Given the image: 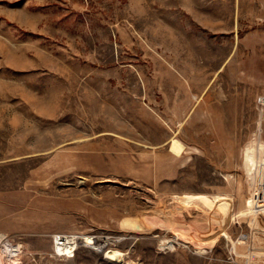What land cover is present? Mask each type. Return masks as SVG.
<instances>
[{"label": "rangeland", "instance_id": "374dc122", "mask_svg": "<svg viewBox=\"0 0 264 264\" xmlns=\"http://www.w3.org/2000/svg\"><path fill=\"white\" fill-rule=\"evenodd\" d=\"M263 94L264 0H0V233L22 264H264Z\"/></svg>", "mask_w": 264, "mask_h": 264}, {"label": "built area", "instance_id": "2783aa9c", "mask_svg": "<svg viewBox=\"0 0 264 264\" xmlns=\"http://www.w3.org/2000/svg\"><path fill=\"white\" fill-rule=\"evenodd\" d=\"M264 94L260 96L259 102L263 101ZM71 237L78 238L79 236H69L66 234H57L54 236V244L56 253L59 256L72 257L76 251L84 246L82 243L75 244ZM94 238L92 242L94 243ZM96 244H90L85 246H95ZM100 245V244H97ZM23 246L21 243L15 241L10 235L6 233H0V264H22Z\"/></svg>", "mask_w": 264, "mask_h": 264}, {"label": "bare ground", "instance_id": "6f19581e", "mask_svg": "<svg viewBox=\"0 0 264 264\" xmlns=\"http://www.w3.org/2000/svg\"><path fill=\"white\" fill-rule=\"evenodd\" d=\"M183 149V144L178 140V139H173L172 140V144H171V150L175 151L176 153H180L181 150ZM71 240L75 243V244H79L81 242L84 243H92V240L90 238V236H84L82 239L80 238H76V237H71ZM108 243V241H103L102 243H100V245H96L95 247L97 248H104L105 245ZM168 245L170 248H172V242L171 241H166V243H164V245Z\"/></svg>", "mask_w": 264, "mask_h": 264}, {"label": "crops", "instance_id": "0c3cea01", "mask_svg": "<svg viewBox=\"0 0 264 264\" xmlns=\"http://www.w3.org/2000/svg\"><path fill=\"white\" fill-rule=\"evenodd\" d=\"M259 104L261 105V107H260V113L262 115H264V99H263V101H260ZM263 147H264V144H262V148Z\"/></svg>", "mask_w": 264, "mask_h": 264}]
</instances>
